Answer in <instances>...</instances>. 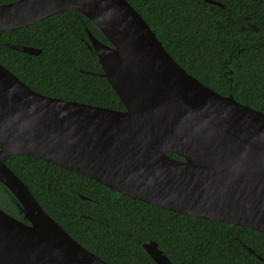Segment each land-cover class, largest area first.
Instances as JSON below:
<instances>
[{
    "label": "water",
    "instance_id": "1",
    "mask_svg": "<svg viewBox=\"0 0 264 264\" xmlns=\"http://www.w3.org/2000/svg\"><path fill=\"white\" fill-rule=\"evenodd\" d=\"M67 11L109 42L87 31L101 70L87 73L103 77L124 110L41 95L0 64V183L22 214L19 220L0 209V264H109L44 212L6 166L11 155L170 212L264 234V113L189 75L126 0H16L0 5V32ZM142 248L155 264H171L154 241Z\"/></svg>",
    "mask_w": 264,
    "mask_h": 264
},
{
    "label": "trees",
    "instance_id": "2",
    "mask_svg": "<svg viewBox=\"0 0 264 264\" xmlns=\"http://www.w3.org/2000/svg\"><path fill=\"white\" fill-rule=\"evenodd\" d=\"M13 1L0 0V5ZM126 1L189 75L264 113V0H215L222 7L205 0ZM87 31L109 45L75 11L0 32V64L41 95L124 110L106 80L87 73H101ZM6 44L40 53L27 55ZM5 164L48 216L106 263L155 264L142 248L154 241L171 264H264L263 233L170 212L40 159L11 155ZM0 209L22 220L16 200L1 183Z\"/></svg>",
    "mask_w": 264,
    "mask_h": 264
}]
</instances>
